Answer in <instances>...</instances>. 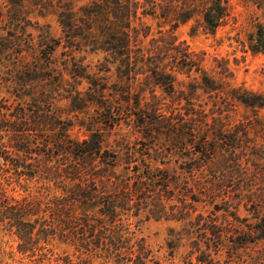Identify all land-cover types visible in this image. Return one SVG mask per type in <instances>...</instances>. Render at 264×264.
I'll use <instances>...</instances> for the list:
<instances>
[{
  "label": "trees",
  "instance_id": "16d2710c",
  "mask_svg": "<svg viewBox=\"0 0 264 264\" xmlns=\"http://www.w3.org/2000/svg\"><path fill=\"white\" fill-rule=\"evenodd\" d=\"M2 1L6 3L11 32L14 30L19 34L26 30L29 20L24 0ZM92 1L90 7L81 8L80 12L87 18L102 17L105 20L99 27L100 35L95 33L92 36L95 39H90V33L87 35L81 30L79 23L84 17L63 12L60 24L66 44H63V37L46 40L48 43L41 46L43 63L21 66L18 72L21 76L12 77L13 94L22 100L21 104L28 102V98L33 100L34 106L41 104L40 93L30 84L34 82L41 94L49 92V97H43L44 104L51 107H17L11 113L12 117L2 113L0 144L3 133L10 131L11 149L7 153L13 158L2 157L8 169L1 168L0 172L12 174L17 184L60 181L64 185L61 196L43 199L42 191L16 198L7 192L9 180L0 183V224L18 237L20 252L26 254L38 247L42 250L45 249L42 243L61 240L68 242L75 254H53L48 260L50 264H94L98 260L100 264H174L173 244L170 246L171 258L162 261L143 239L137 238L136 232H129L124 222L142 214H149L148 218L156 220L186 221L188 216L191 217L190 208L197 204L208 206L205 200H214L218 197L217 192H226L231 187L235 188L239 206L245 203L252 206L258 220L232 235V249H237L240 243L264 240V147L250 138L243 123L229 131L222 121L223 114L235 104L264 108V96L243 88H230L225 82L226 73H220L219 78L209 76L202 69V60L189 45H174L177 42L174 36L166 38L170 31L188 23L197 14L203 20L205 31L215 34L228 14L229 0H209L201 13L190 10L193 5L189 0H183L181 10L175 7L174 11L170 6H160L158 0ZM148 18L161 20L159 27L160 24L172 27L170 31L160 30V37L152 39L149 46L144 45L152 32L145 21ZM83 31L85 35L80 33ZM78 38H82L83 43L88 42L87 46L95 44L90 46L91 50L105 53L108 62L110 57L113 64H118L120 78L138 81L139 76H144L148 84L174 96V103H187L189 107H184V112L174 114L173 118L161 114L157 102L153 107L142 106L140 93L130 85L122 82L109 85L94 77L93 80L86 73L81 74L77 64L67 74L68 69H59L51 60L60 46L66 49L65 52L79 48ZM99 38H103L101 43ZM4 42L0 44L3 53L11 54L7 51L12 52V39ZM14 46L15 50L20 46L16 39ZM65 75L91 80L87 92L76 91L72 83L65 81ZM177 75H187L192 81L185 88ZM63 91L69 95L70 112L75 118L63 119L60 109L53 107L56 101L53 93L59 97ZM134 93L137 96L132 102L128 97ZM198 103L211 104L209 107L215 108L208 112ZM92 109L96 116H89ZM122 118L132 120L143 139L149 141L145 152L156 147L162 149L160 140L163 137L174 145V154L189 150L188 155L182 157L188 159L186 168L172 174L170 169L158 166V162H165L160 161L161 157L149 155L146 158L140 153L139 159L134 160H140L141 165L132 172L125 168V172L120 173L125 149L121 145L118 150L106 149L105 141L106 134L120 126ZM77 123L90 132L89 138L83 141L71 138L70 131ZM39 129L40 137L29 138L31 131ZM262 129L264 134V124ZM135 148L126 152L125 159L129 163ZM250 167L253 168L251 174ZM210 176L212 180H209ZM258 184L261 186L257 187ZM173 200L174 205L167 210L168 203ZM75 207L84 212L75 214ZM197 219L203 221L205 218L199 215ZM192 223L190 221L192 231L189 235L203 231L200 238L213 242L214 247H224L227 229L221 223L205 219L201 228H194ZM195 243L196 251L200 252L201 242ZM206 246L210 249L208 243ZM199 262H207L204 252Z\"/></svg>",
  "mask_w": 264,
  "mask_h": 264
},
{
  "label": "rangeland",
  "instance_id": "374dc122",
  "mask_svg": "<svg viewBox=\"0 0 264 264\" xmlns=\"http://www.w3.org/2000/svg\"><path fill=\"white\" fill-rule=\"evenodd\" d=\"M208 1L196 0L195 2V0H189V4L193 5L190 10H196L199 13L204 12ZM92 2V0H24V9L29 23L26 30L16 34L14 30L11 32V23L9 24V21L7 23L6 3L0 0V44H5L4 41L6 39H12L13 41L12 52L7 51L11 53L8 55L3 53L0 45V119H2V113H7L12 117L13 111L17 107H51L44 104V97H49L50 95L47 94L49 92L41 94V89L34 82H30V84L33 89L38 90L40 93L39 100L41 104L34 106L33 100L29 98L26 99L28 102L21 104L20 101L22 100H19L13 94L12 77L15 79L21 76L18 75L19 67L21 66L33 67L36 64L43 63L41 46L48 43L46 40H59L63 37V44H66L63 28L60 24L62 13L72 12L77 17H84L80 9L90 7ZM158 3L160 6H170L172 11H174L175 7L178 10L183 7V0H158ZM227 10L228 14L215 34L205 31L203 20L199 14L188 23L180 25L177 29L174 28V31H170L172 30L170 25L160 24L159 27L161 20L154 21L148 18L145 21L147 25L151 26L152 32L151 36L144 40V45L149 46L152 39L159 38L160 30L170 31L166 38L174 36V40H177L174 45L183 43L189 45L191 50L202 60V69L209 76L219 78L220 73H226L225 75L228 78L225 79V82L229 84L230 88H243L264 96V0H229ZM104 22L105 20L102 17H84V19L82 18L79 21L82 27L81 30H84L87 35L90 33V39L93 40L95 37L92 38V36L95 33L100 35L99 27L103 26ZM84 31L80 33L85 35ZM15 39L20 45L16 50L14 46ZM102 39L99 38L98 41L101 43ZM83 42L82 38H78L76 43H79V48L74 47L67 50V52H65L66 49L63 46L58 47L51 61L59 69H68L67 74L73 71L75 69L74 64H77V67H81L79 69L80 73H86L85 75H89L87 77H92V79L93 77L95 80L101 79L103 83H108L109 85H114L117 82L130 85L134 91L140 93L142 106L149 105L153 107L157 102L159 103L158 107H160L161 114H167L174 118V114L183 113L184 107H189L187 103H174V96L167 95L162 88L148 84L149 82L145 81L144 76H139L138 81H127L126 78H120L117 69L118 64H113L110 57L108 62L106 60L108 56L105 53L91 50L90 46H95V44L91 43L90 46H87L88 42ZM70 52L72 54L67 57ZM66 59H69V62H66ZM162 65L164 66L165 64L163 63ZM168 71L170 70L168 69ZM177 76L179 83L183 84L181 86H185V88L192 81V78H188L187 75ZM64 79L68 84L72 83L75 87L74 89L81 94L87 92V84L91 81L81 77L73 79L71 75H65ZM229 86L228 89H230ZM134 94L128 97L132 102H135L137 96V93ZM52 96L56 99L53 107L60 109L63 119L75 118V114L70 112L71 100H68V93L63 91L62 96L58 97V94L54 93ZM198 105L204 106L205 104L198 103ZM210 105L204 106L208 112L210 109L215 108L209 107ZM2 107L4 108L1 111ZM88 114L89 116H96L93 109ZM222 121L226 130L229 131H233L236 126L243 123L244 129L250 138L258 145L264 147V134L262 132L264 108L245 107L242 104H235L223 114ZM80 124L77 123L73 130L70 131L71 138L77 141H83L90 136V132L80 126ZM39 131L41 129L31 131L28 135L29 138L40 137L42 134ZM112 131V133L106 134L105 148L118 150V145H121L125 149L122 154V166L118 170L120 173L125 172V168H127L128 172H132L137 165H141L140 160L137 162L134 160L139 159L140 153H144L146 158L149 155L161 157L160 161L163 159L165 162L164 164L158 162V166L162 169H170L172 174L177 170L181 172L182 168L187 166L186 162L188 159L182 157H186L184 155H188L189 150H181L179 154H174V145L167 142L166 137L160 140V143H163L162 149L158 150V147H156L155 150L145 152L144 150L149 141L143 139L132 120L128 121L122 118L121 125ZM10 134V131L3 133L4 139L0 144V169H8L2 157L13 158L12 155L7 153L11 149ZM1 145L4 147H1ZM133 146L136 148L131 156L133 158L132 162L129 163L125 159L128 155L126 152ZM35 164L37 165L36 162ZM252 170L253 168L250 167V174ZM217 177H219L218 174ZM208 178L209 180L213 179L211 176ZM6 180L10 181V186H6L8 194L16 198L28 196L27 194H34L37 191H42L41 197L43 199L53 196L59 197L63 193L61 189L64 188L60 181L39 183L32 181L17 184L14 178L12 179V174L1 171L0 183L5 184ZM260 186L261 184H258L257 187ZM171 188L174 189V184H172ZM25 189L29 191L26 192ZM235 194L236 191L233 187L226 192H217L216 195L218 197L216 199L205 200L209 203L208 206L197 204L194 208H190L191 217L188 216L185 219L186 221L156 220L153 217L148 218L149 214H142L139 217H129L128 221L124 222V225L129 228V232H136L137 238L143 239L149 249L153 250L154 254L162 261L171 258L172 250L170 246L173 244L174 264H264V240L248 242L245 245L240 243V245H237V249H232L234 241L232 235L239 228L243 229L247 225L258 223L255 218L257 214L252 210V206L246 205V203L239 206ZM255 200H258V198H255ZM173 205L174 200L168 203L167 210H169V206ZM214 205L219 210H216ZM83 212L78 207L74 209L75 214H82ZM199 215H203L208 221L217 220L218 223H221L227 229L224 247H214L213 242L207 241L206 238H200L199 235L204 233L203 231H197L196 229L198 234L189 235V231H192L190 221H193L192 225H195L194 228L204 226L205 219L198 221L197 217ZM244 219L248 221H242ZM194 241L201 242L200 252L196 251L197 246ZM67 243L61 240L51 241L49 244L42 243L41 246L45 247V249L39 250L38 247L33 252L23 254L19 250L20 241L18 237L0 224V264H50L48 260L53 258V254L55 256L75 254L73 247ZM207 243L210 245V249L207 248ZM203 252L206 255V263L199 262ZM94 264H100L99 260L95 261Z\"/></svg>",
  "mask_w": 264,
  "mask_h": 264
}]
</instances>
